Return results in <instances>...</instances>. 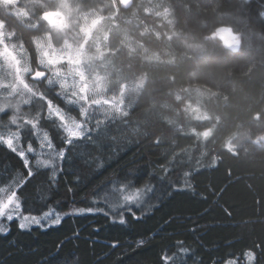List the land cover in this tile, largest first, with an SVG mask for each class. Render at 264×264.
<instances>
[{"label":"trees","instance_id":"trees-1","mask_svg":"<svg viewBox=\"0 0 264 264\" xmlns=\"http://www.w3.org/2000/svg\"><path fill=\"white\" fill-rule=\"evenodd\" d=\"M27 1L34 7L29 20L2 12L0 21L36 70L35 43L50 26L38 0L19 7ZM72 4L76 13L102 16L100 47L92 43L82 68L103 80L106 94L124 86L137 91L127 92L125 113L100 119L99 129L97 121L89 123L95 143L66 145L51 121H40L56 150L66 152V160L56 161L55 180L51 168L37 169L31 161L35 176L16 187L28 169L0 144V187L13 182L27 215L50 207L61 214L104 211L67 215L52 227L21 229L16 219L9 221L0 234V264H264V0ZM220 28L235 34L237 48L216 36ZM29 82L39 99L22 105L20 115L46 117L51 99L83 119L45 79ZM0 122V130H15L8 116ZM21 142L27 147L30 141ZM125 177L152 192L133 207L135 216L126 209L114 216L98 195Z\"/></svg>","mask_w":264,"mask_h":264},{"label":"rangeland","instance_id":"rangeland-1","mask_svg":"<svg viewBox=\"0 0 264 264\" xmlns=\"http://www.w3.org/2000/svg\"><path fill=\"white\" fill-rule=\"evenodd\" d=\"M21 1L0 0V15L6 12L20 19L29 20L33 15L34 7L28 1L22 3L24 7H19ZM37 3L44 8V11H57L54 23L48 29L46 36L39 38L35 43L36 61L40 68L36 70H43L46 73L44 78L46 86L52 88L58 95L66 97L67 103L71 102L78 109L86 111L90 115L89 123L125 113L124 99L127 92L137 91L136 88L124 86L119 93L106 94L103 91V80L91 75L82 68L81 64L86 50L91 49L92 43L96 49L100 47L101 42L96 35L100 33L102 27V16L95 12L76 13L72 0H38ZM33 24L37 25L38 22L34 21ZM70 29L74 30V34L69 33ZM222 30L230 31L228 39L221 34ZM215 34L224 45L232 49L238 47L237 37L230 29L220 28ZM52 35L58 38V44H54L51 40ZM29 60L15 33L0 21V109H3L0 111V117L4 115L10 119L13 115H20L22 105H28L39 99L37 91L29 82L30 75L36 71L30 66ZM17 105H19V113ZM20 146L27 148L22 142ZM33 148L39 152L38 140ZM27 155L29 162L36 163L38 157L35 154L27 153ZM12 183L9 181L0 188L12 185L11 190H14ZM0 196L3 194L0 193ZM23 215L27 214L23 212ZM13 219L20 223V218ZM8 222L6 217H0V223Z\"/></svg>","mask_w":264,"mask_h":264},{"label":"snow or ice","instance_id":"snow-or-ice-1","mask_svg":"<svg viewBox=\"0 0 264 264\" xmlns=\"http://www.w3.org/2000/svg\"><path fill=\"white\" fill-rule=\"evenodd\" d=\"M47 105V116L44 117L37 113L36 115L24 114V115H13L10 118V124L15 125V130H12L8 126L0 130V144L6 145L8 149L16 153L23 161L24 167L28 169L27 177L20 181L16 187L24 184L25 180L30 177H34L35 173L29 162L27 153H33L38 158L36 160L37 169L40 168H51V178L55 180L57 176V165L56 161H64L67 159L66 152L64 149L59 151L53 143L54 136L50 137L48 131H45L41 127L40 121L47 119L51 121L52 126L57 128L63 133L62 141L66 145H73L81 139L96 142V137H93V129L89 127V114L80 109V116L83 120H77L75 117L67 114L61 107L57 106L51 99L45 101ZM71 104V102H69ZM3 111V109H0ZM17 112L19 113V105H17ZM101 121L96 122V128L99 129ZM97 137L100 135L97 132ZM22 137L29 139L27 148L21 147ZM35 137L39 141V152H36L33 148L31 138ZM101 147L102 145H97ZM90 155V153H89ZM44 156L41 159L39 157ZM85 162L88 160L85 158ZM119 185V187H117ZM12 185L5 188H0V217H6L8 221L13 220L14 217L20 218L19 227L21 229H30L32 225H39L42 227H52L54 225H60L65 216L67 215H85L95 214L103 212L104 209L98 207L89 208H74L70 213L61 214L56 212L55 209L49 208L48 211L43 212L41 215H23L21 211V201L16 191L11 190ZM11 190V191H10ZM152 190L148 187L145 188H134L131 181L125 177L123 180L113 182L111 189H107L103 195H98V199L105 202L109 211L115 216L117 213L126 209L129 212H133L134 206H140L145 202L146 199L150 198ZM95 202V201H94ZM108 213L105 212V215ZM133 216L135 213L133 212ZM125 218L121 214L119 216V223L124 224ZM8 227L0 223V234H6ZM249 258H252V254L249 253Z\"/></svg>","mask_w":264,"mask_h":264},{"label":"water","instance_id":"water-1","mask_svg":"<svg viewBox=\"0 0 264 264\" xmlns=\"http://www.w3.org/2000/svg\"><path fill=\"white\" fill-rule=\"evenodd\" d=\"M133 0H119V3L122 7L126 8L132 4ZM57 16V11L54 10H45L41 13V18L45 21L49 26L54 23L55 17ZM221 34L225 39L230 37V31L222 30ZM46 77V73L43 70H36L33 74L30 75V79L34 81H38L44 79Z\"/></svg>","mask_w":264,"mask_h":264}]
</instances>
